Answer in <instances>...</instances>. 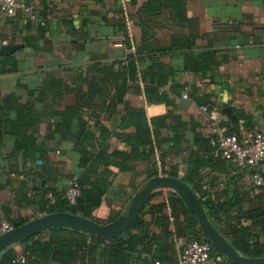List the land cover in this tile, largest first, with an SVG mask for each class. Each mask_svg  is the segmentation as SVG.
<instances>
[{
    "label": "crops",
    "instance_id": "0c3cea01",
    "mask_svg": "<svg viewBox=\"0 0 264 264\" xmlns=\"http://www.w3.org/2000/svg\"><path fill=\"white\" fill-rule=\"evenodd\" d=\"M25 1L34 2L37 21L21 11L13 17L0 14V45H22L0 56V100L26 107L0 116V219L26 223L44 216L46 190L63 193L82 173L73 150L77 120L69 127L64 123L62 130V119L54 114L66 108L79 104V118L95 137L118 131L131 111L147 124L171 114L186 124L187 144L165 157L163 165L167 146L162 145L154 162L158 177L165 176L162 169L173 168L179 180L189 161L201 154L194 139L210 135L202 105L220 112L241 141L264 129V0ZM128 54L136 77L114 80L121 70L118 63ZM153 72L160 77V102L150 103L145 90L154 86L142 75ZM55 80L67 87L60 98L49 93ZM109 144L125 149L113 137ZM129 166L130 171L116 172L93 213L95 222L107 224L125 214L151 179L147 162ZM234 169L231 162L207 167L193 181L201 186L203 199L243 200L241 210L246 211L255 205L249 195L252 170ZM159 192L163 196L154 198V206L171 191ZM140 215L149 233L160 238L164 264H174L188 240H165L147 204ZM161 215L172 223L167 204ZM215 228L226 232L224 222ZM10 248L22 251L20 244Z\"/></svg>",
    "mask_w": 264,
    "mask_h": 264
},
{
    "label": "trees",
    "instance_id": "16d2710c",
    "mask_svg": "<svg viewBox=\"0 0 264 264\" xmlns=\"http://www.w3.org/2000/svg\"><path fill=\"white\" fill-rule=\"evenodd\" d=\"M118 65L121 70L114 80L136 77L137 68L133 57L131 58L129 54ZM8 72L10 70H3V73ZM156 72L142 75V80H148L149 84L154 86L149 91L145 90L150 103L160 102L158 91L160 77ZM78 80L85 79L74 78V81ZM48 88L54 98H60L67 91L66 85L56 80ZM8 102L7 99L3 102L0 100L1 117H6L13 111L17 114L22 113L26 108ZM79 111L78 104L73 108H66L61 113H54L62 119V130L66 128L64 123L69 127L73 119L77 120V131L73 136V150L78 157V166L82 173L72 182L78 185L79 196L75 204L70 205L64 197V192L46 190V198L48 194H51L54 202L50 203L47 198L45 215L69 213L96 221L93 213L100 206L116 172L130 171L129 165L132 162L143 161L150 164V167L146 169L147 176L149 178L158 177L159 172L154 162L156 151H160L162 145L167 146V153L161 155L163 165L165 157L180 153L187 144V138L184 135L186 124L176 120L171 114L151 118L147 124L146 118L131 111L128 112V117L126 116L119 124L118 131L105 132L106 134L102 133L95 137L87 129V123L79 118ZM224 125L227 127L228 134L237 135V131L231 128L229 123ZM129 129H132V132H128ZM162 131L166 132L165 137H162ZM112 137L123 143L125 149H112L109 144ZM210 139L211 135L194 139V145L200 148L201 154L189 161L187 173L181 181L198 196L213 226L225 223L226 232H219L236 251L247 258H264V191L254 197L250 196L255 205L242 211L243 200L234 199L223 202L209 198L203 199L202 194L204 193L201 194V186H198L197 181H193L199 178L201 169L212 168L214 165L227 162L213 156L214 146L210 144ZM41 157L42 154L39 153L37 158L41 160ZM162 174L171 178L177 177L173 168L162 169ZM162 196L163 192H156L146 204L153 218V224L165 230L163 238L167 240L170 237H184L188 242L194 240L206 242L198 229L194 215L175 193L167 192L160 205H153L154 198ZM166 204L170 209L172 223L168 217L161 215ZM6 221L12 228L24 224L22 221ZM170 226H173V230H169ZM20 245L21 252L26 259L25 264H154L155 262L164 264V260L160 257L162 253L160 238L149 233L142 215L122 235L111 240L68 228H58L28 238ZM16 255L17 253L9 247L0 254V264H12Z\"/></svg>",
    "mask_w": 264,
    "mask_h": 264
},
{
    "label": "water",
    "instance_id": "95a60500",
    "mask_svg": "<svg viewBox=\"0 0 264 264\" xmlns=\"http://www.w3.org/2000/svg\"><path fill=\"white\" fill-rule=\"evenodd\" d=\"M21 47V44L0 45V56L10 55ZM159 191H171L177 194L194 215L202 237L228 261L233 264H264V258H247L236 251L208 220L196 194L181 180L167 176L149 179L145 186L134 195L126 213L120 215L113 222L100 224L69 213L48 214L0 235V254L10 246L20 244L22 241L50 229L68 228L89 235L101 236L108 240L115 239L122 235L138 218L152 194Z\"/></svg>",
    "mask_w": 264,
    "mask_h": 264
},
{
    "label": "built area",
    "instance_id": "2783aa9c",
    "mask_svg": "<svg viewBox=\"0 0 264 264\" xmlns=\"http://www.w3.org/2000/svg\"><path fill=\"white\" fill-rule=\"evenodd\" d=\"M17 11L24 12L31 21H37L35 4L25 0H0V14L13 17ZM40 25L44 23L39 22ZM185 98V96H183ZM201 112L206 114L210 124V144L214 146L213 156L231 162L234 170H252L250 175L249 195L254 197L264 191V129L248 134L244 141L227 133L223 115L209 108L201 106ZM234 173V172H233ZM79 196V187L71 182L64 192V197L70 205L75 204ZM50 203L54 202L51 194L47 195ZM11 225L0 219V235L11 230ZM22 252L17 253L12 264H25ZM154 264H161L155 262ZM174 264H233L225 256L214 250L208 242L191 241L180 253Z\"/></svg>",
    "mask_w": 264,
    "mask_h": 264
}]
</instances>
